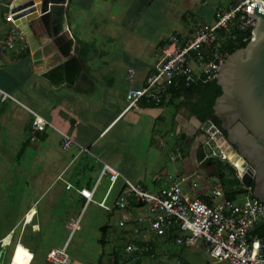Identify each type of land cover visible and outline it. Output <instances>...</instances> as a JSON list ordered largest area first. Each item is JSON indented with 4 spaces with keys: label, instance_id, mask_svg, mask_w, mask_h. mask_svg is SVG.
<instances>
[{
    "label": "crops",
    "instance_id": "crops-1",
    "mask_svg": "<svg viewBox=\"0 0 264 264\" xmlns=\"http://www.w3.org/2000/svg\"><path fill=\"white\" fill-rule=\"evenodd\" d=\"M15 1L0 0V88L15 98L0 100V155L14 156L17 164L24 157L25 171L34 179L27 182L28 198L15 204L7 201L6 211H0V220H7L0 221V227L5 224L0 230V264H51L45 258L47 250L68 247L81 213L91 211L92 203H85L73 187L90 188L103 163L145 189L162 187L159 176L165 182L169 175L165 157L170 159L173 143L178 144L182 133L194 135L203 122L185 107L183 96L162 105L143 102L138 109L124 111L127 89L142 85L170 34L190 36L200 24L212 21L216 9L232 2L74 0L73 31L68 0L65 14L74 43L69 62L62 66L63 58L51 54L42 21L33 13L38 5L31 0L14 5ZM8 12L25 32L15 48L3 43L11 27ZM130 68L134 69L131 80L127 78ZM30 110L52 125L44 126L42 135L35 138L30 131ZM169 115L170 126L165 128ZM59 131L74 139L69 149L61 146ZM169 132L175 135L170 137ZM202 132L206 133L203 128ZM184 149L180 161L183 169L187 167L183 174L187 179L194 171L189 164L197 166L201 155L197 146ZM201 179H187L186 191L207 200L212 189L222 190L219 183L199 189V182L205 180ZM58 181L60 187L46 198L47 189ZM108 184L107 176H102L96 200H102ZM100 185L101 195L97 194ZM104 203L109 210L92 205L103 210L105 220L98 229L108 225L109 236L118 220L126 214L134 216L137 207L123 193L120 179ZM90 217L99 220L96 213ZM60 220H69L64 237L56 246L46 243L47 232ZM99 235L84 242L82 257L73 255L71 264H97L98 249L93 254L86 251L98 247Z\"/></svg>",
    "mask_w": 264,
    "mask_h": 264
},
{
    "label": "built area",
    "instance_id": "built-area-1",
    "mask_svg": "<svg viewBox=\"0 0 264 264\" xmlns=\"http://www.w3.org/2000/svg\"><path fill=\"white\" fill-rule=\"evenodd\" d=\"M229 1L232 3L227 8L216 9L212 21L200 24L190 36L182 38L170 34L166 38L156 53L153 70L142 85L127 89L124 111L138 109L141 102L161 105L172 98V88L187 89L216 78L220 63L227 56L223 50L225 40L234 39L238 33L244 35V40L251 34L255 17L252 18L249 13H252L254 3L257 11L264 12V0ZM12 5H8L9 12ZM9 12L7 17L11 27L3 43L7 48H15L17 43L23 41L25 32L21 23L9 17ZM133 75L134 69L130 68L127 78L131 80ZM181 96H184L183 93ZM6 99L15 100L10 93L0 88V100ZM30 112L33 115L30 131L32 138H35L42 135L44 126L52 125L34 111ZM205 132L209 134L208 139L211 134ZM59 134L61 146L69 149L74 139L69 133L59 131ZM174 135V132H169L170 137ZM160 145H164V141ZM203 153L205 156L213 155L229 161L224 151L219 156L205 151ZM182 157L180 145L173 143L169 158L177 160ZM242 172L236 170L238 179ZM104 175L109 184L99 201L95 199V192ZM119 179L123 193L137 207L134 216L126 214L118 220L121 230L127 232L124 252L138 255L148 251L152 248L153 239L164 245H193L199 240L211 263L225 261L228 264H264V235L258 234L259 227L264 223V203L252 194V188L240 182L245 191L234 198H227L220 189H212L207 195L208 199L204 200L181 187V183L187 180L183 175H168L164 186L149 190L132 182L111 165L103 163L90 188L73 189L84 198L85 203L90 202L109 210L104 202ZM45 258L52 264H71L66 244L48 249Z\"/></svg>",
    "mask_w": 264,
    "mask_h": 264
},
{
    "label": "water",
    "instance_id": "water-1",
    "mask_svg": "<svg viewBox=\"0 0 264 264\" xmlns=\"http://www.w3.org/2000/svg\"><path fill=\"white\" fill-rule=\"evenodd\" d=\"M26 1L29 0H16L14 5ZM67 2L39 0L38 9L33 12L42 21L51 54L63 58L62 66L69 62L74 43L65 14ZM249 15L255 17L251 37L220 63L215 82L221 92L211 108L219 121L214 125L218 131L215 142L224 152L232 150L243 158L245 166L239 180L252 188V194L264 203V12L257 11L254 3ZM219 138L229 147L219 144ZM207 140H215L214 134ZM202 148L210 154L205 150V143Z\"/></svg>",
    "mask_w": 264,
    "mask_h": 264
},
{
    "label": "rangeland",
    "instance_id": "rangeland-1",
    "mask_svg": "<svg viewBox=\"0 0 264 264\" xmlns=\"http://www.w3.org/2000/svg\"><path fill=\"white\" fill-rule=\"evenodd\" d=\"M154 1L157 2L159 0ZM68 21L71 26V29L74 31V0L69 1ZM171 109L172 105L168 107L166 113H168V111ZM169 126L170 115L167 116V121L164 123L165 128H169ZM207 135V133L202 132L201 128V130L199 129L198 131H196L194 135H187L185 133H182L179 135V138H181V140L183 141L189 139L188 144L184 145L183 147L185 148V152L191 147V145L197 146L199 151V149L202 148L204 140L207 139ZM2 148L3 147L0 146V151L3 150ZM202 158L203 160H199L197 166L189 164V169H193L194 171L191 175L187 176L188 180H192L193 178L201 181L202 177L205 179L204 181L199 182V189L203 188V186L209 187L218 183V187H220L221 189L230 190L239 187V185L237 186L234 181V179L237 177L235 172L237 169L229 161L213 155L203 156ZM13 159L14 156L11 155H0V211H6L7 201H11L12 204H15L18 199L23 200L30 196L27 190V186L30 183L27 182H31V180L34 178L32 176H29L25 171L23 163L24 157L19 160L18 164L15 163ZM165 159V165L168 169L167 173L169 175L176 176V173L179 172L178 170H180L179 173H181V175L186 174L188 172L187 167L183 169L180 161L181 159L168 160L166 157ZM234 162L238 165L236 161ZM228 164H231L235 168V170H233ZM218 171H222L224 173L225 188L221 187L220 185L221 180H219V175L217 174ZM159 177L161 180L159 181V183L161 186H163L165 182L161 178H163L164 176ZM213 179H217L218 181H214ZM207 180L211 181L207 182ZM60 184L61 183L58 181L55 185L49 187L45 192L46 198L54 194L55 191L60 187ZM190 186L193 185L190 184ZM181 187L187 190L188 181H183L181 183ZM102 190L103 187L100 185L98 187L97 194L101 195ZM92 204L90 207L91 211H87L86 213L83 211L74 226V233L72 232L73 236L71 235V243L67 247V251L70 257H73V255H82L84 251L81 250V248L84 247V242H88L90 238L93 239V234L96 235L95 238H97L99 235L98 227L105 220V215L103 213V210L95 208ZM90 213H92L93 215L96 213L97 218H99V220L90 217ZM62 219L64 218L62 217ZM0 221L6 222L7 220ZM4 226L5 224L1 227ZM1 227L0 230H2ZM68 227L69 220L57 221V225L47 232L46 243H53V245L56 246L57 242L64 237ZM109 233L110 234L104 244V247H101L100 244H98L97 248L96 246H94L92 249V247L90 246L89 249L86 251L87 253L89 252L93 254L96 253V249H98L97 253L99 252L101 256V264H228L225 261L211 263L209 255L207 254L206 250L200 245L199 240L193 245H179L174 243L164 245L161 244L157 239H153L152 248H150L148 251L136 255L123 252L118 246L119 243H123L122 241L119 242L120 237L123 236L119 225L118 227H114V229L110 230Z\"/></svg>",
    "mask_w": 264,
    "mask_h": 264
},
{
    "label": "trees",
    "instance_id": "trees-1",
    "mask_svg": "<svg viewBox=\"0 0 264 264\" xmlns=\"http://www.w3.org/2000/svg\"><path fill=\"white\" fill-rule=\"evenodd\" d=\"M243 36H244L243 34L238 33L236 34L234 39L227 38L225 40L223 44L224 46L223 50L226 51L227 55L231 53L233 50H235L236 48L244 46L247 43V41L250 39L251 34L246 36V39L244 40H243ZM171 92H172V98H170L171 100L181 96V94L183 93L184 95L183 97L185 100L184 101L185 107H187L189 111L192 114H194L201 122H204L209 119L211 120V122H213L214 125L219 124L218 119L212 114V108H211L213 100L221 92V89L216 84L215 79L209 80L206 83H199L197 85L196 84L192 85L190 88H187V89L179 90V89L172 88ZM142 103L143 102H141L140 104ZM222 133L224 136L226 135L224 131H222ZM178 144L180 145V148H183L184 145H186L183 140H179ZM199 151H200L199 154L201 155L200 160H202V157L205 155L203 153L202 148H200ZM228 165L233 170H235V168L231 164H228ZM218 175H219V180H221L220 181L221 187L225 188L224 173L222 171H218ZM234 181L237 184V186L239 185V187L233 188L230 190L222 189V191L224 192V195L227 198H234L236 195L245 191V189L241 186L238 177H236ZM99 229H100V235L98 238V244H100L101 247L102 246L104 247L105 246L104 244L108 238V225L107 226L103 225ZM121 232L123 233V236L120 237L119 242L122 241L123 243H119L118 246L120 247L121 251L124 252V242L127 238L125 233L127 232L123 230H121ZM258 234L264 235V223L259 227ZM113 253H114V249H113ZM97 264H101V256L98 258Z\"/></svg>",
    "mask_w": 264,
    "mask_h": 264
},
{
    "label": "bare ground",
    "instance_id": "bare-ground-1",
    "mask_svg": "<svg viewBox=\"0 0 264 264\" xmlns=\"http://www.w3.org/2000/svg\"><path fill=\"white\" fill-rule=\"evenodd\" d=\"M31 2L34 5H38L39 0H37V1L36 0H31ZM204 124L206 125L204 128H206L208 130V132H210L211 134H214V137L215 138H218L217 137L218 136V134H217L218 131L214 127V125L210 121L209 122H206ZM204 143H205V150H206V152H208V153H214V154H217V155H221V153H222L223 150H221V148L218 146V144L215 142V140H213V141L207 140ZM218 143L221 144L222 146L229 147L223 141L222 138H219ZM224 154L226 155V158H228V160L237 168L238 171H240V172L243 171L244 166H245V161L243 160V158L239 154H237L236 152H234L232 150H228V152H225ZM234 161H236L238 163V165L235 164ZM238 166H239V168H238Z\"/></svg>",
    "mask_w": 264,
    "mask_h": 264
},
{
    "label": "flooded vegetation",
    "instance_id": "flooded-vegetation-1",
    "mask_svg": "<svg viewBox=\"0 0 264 264\" xmlns=\"http://www.w3.org/2000/svg\"><path fill=\"white\" fill-rule=\"evenodd\" d=\"M206 122H209V121H206ZM206 122H205V123H206ZM205 126H206V125L204 124V127H205ZM204 129H205L206 131H208L206 128H204Z\"/></svg>",
    "mask_w": 264,
    "mask_h": 264
}]
</instances>
